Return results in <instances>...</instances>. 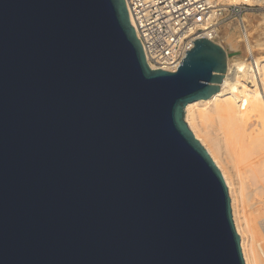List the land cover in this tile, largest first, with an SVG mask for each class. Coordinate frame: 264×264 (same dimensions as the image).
Segmentation results:
<instances>
[{
    "label": "water",
    "instance_id": "1",
    "mask_svg": "<svg viewBox=\"0 0 264 264\" xmlns=\"http://www.w3.org/2000/svg\"><path fill=\"white\" fill-rule=\"evenodd\" d=\"M193 43L151 69L124 0H0V264H245L183 118L225 55Z\"/></svg>",
    "mask_w": 264,
    "mask_h": 264
},
{
    "label": "bare ground",
    "instance_id": "2",
    "mask_svg": "<svg viewBox=\"0 0 264 264\" xmlns=\"http://www.w3.org/2000/svg\"><path fill=\"white\" fill-rule=\"evenodd\" d=\"M261 1L227 0V3ZM211 42L225 55V70L218 91L187 103L183 118L221 174L230 200L232 221L240 232L245 264H264V216H252L253 210L264 215V56L259 55L257 60L252 44L245 38L246 53L257 63L261 93L257 76L248 63L240 61L230 70L229 60L236 52L231 39L228 38L227 48L217 39ZM149 67L156 69L154 65ZM245 79H251L253 88L245 84ZM244 185L248 189L246 194L243 192L246 201L254 200L246 206L249 214L242 204Z\"/></svg>",
    "mask_w": 264,
    "mask_h": 264
},
{
    "label": "built area",
    "instance_id": "3",
    "mask_svg": "<svg viewBox=\"0 0 264 264\" xmlns=\"http://www.w3.org/2000/svg\"><path fill=\"white\" fill-rule=\"evenodd\" d=\"M146 62L175 71L196 39L218 38L221 22L235 19L243 3L227 0H124Z\"/></svg>",
    "mask_w": 264,
    "mask_h": 264
},
{
    "label": "rangeland",
    "instance_id": "4",
    "mask_svg": "<svg viewBox=\"0 0 264 264\" xmlns=\"http://www.w3.org/2000/svg\"><path fill=\"white\" fill-rule=\"evenodd\" d=\"M228 38L231 39V42L234 44L236 49L235 55L230 57L229 60L230 70L235 63H238L240 61H244L245 64L248 63L250 69L252 68L251 70L253 71L254 75L257 76V87L260 89L261 93H263L261 88V82L259 80V75L257 74V63L254 61L255 59L249 58V53H246V50L244 48V40L246 38V40L250 42V45L252 44L251 46L253 50V55L256 59L259 55V57L264 56V0H262L261 2H254L252 4H245L244 8H242V12L238 15L237 18L228 19L220 23L218 27V38L216 39L221 42L225 46V48H227ZM257 60H259V58ZM250 80L251 79H245V84L248 85V87L253 88V83H251L252 81ZM245 188L243 189L244 191H242V193L244 192L246 194L248 189L246 186ZM244 193L242 194V199H244L242 201L245 202H242V204L243 207L245 206L244 208L246 209L248 202L254 200H248L247 202ZM251 199H253V197ZM246 210L249 214L250 210L248 209V207ZM252 216L262 217L264 215L261 211L253 210ZM262 237L264 238V236Z\"/></svg>",
    "mask_w": 264,
    "mask_h": 264
}]
</instances>
